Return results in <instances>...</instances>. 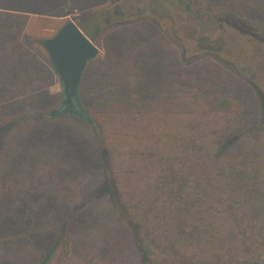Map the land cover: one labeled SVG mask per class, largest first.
Masks as SVG:
<instances>
[{
    "label": "rangeland",
    "instance_id": "rangeland-1",
    "mask_svg": "<svg viewBox=\"0 0 264 264\" xmlns=\"http://www.w3.org/2000/svg\"><path fill=\"white\" fill-rule=\"evenodd\" d=\"M69 20L83 25L80 28L87 36L97 24L102 26L94 42L100 53L84 72L81 98L95 99L126 80H131L133 88L142 72L150 77L157 73L152 65L143 69L130 59L118 62L114 58L112 38L123 31L149 35L159 31V47L169 63L167 74L173 72L175 57L181 58L186 71L204 53L218 58L221 76L229 81L225 94L240 102L243 111L233 117L209 116L201 131L205 148L196 160L206 163V172L217 176L221 186L203 203L209 214L200 222L211 225L214 236L182 238L166 231L159 253L183 264L264 263V0H0V153L5 157L0 166V195L7 193L5 201L14 209L27 203L33 210L39 192L59 196V203L51 204L52 211L43 220L45 232L0 237V264H37L47 235L71 210V252L66 261L55 264H141L104 193L102 162L91 130L77 126L90 142L83 164L48 146L30 145L26 133L3 128V119L59 108L60 77L41 42L56 35ZM47 100L51 103L45 107ZM168 120L186 128L185 118ZM127 130L107 132L110 146L117 149L122 190L134 185L131 175L154 174L160 153L157 147L154 153L142 144L143 152ZM137 186H145L142 178Z\"/></svg>",
    "mask_w": 264,
    "mask_h": 264
},
{
    "label": "trees",
    "instance_id": "trees-1",
    "mask_svg": "<svg viewBox=\"0 0 264 264\" xmlns=\"http://www.w3.org/2000/svg\"><path fill=\"white\" fill-rule=\"evenodd\" d=\"M80 27L83 28V25ZM101 30L102 26L97 24L88 31V37L95 42ZM112 39L114 58L118 62L130 59V63L143 69L152 65L157 73L150 77L142 72L133 82V88H130L131 80H126V84L106 88L95 99L91 100L87 95L80 97L81 107H76L75 111L69 109L66 114L40 110L3 119V128L26 133V142L30 145L48 146L58 155H72L73 159L83 164L88 157L90 142L77 126L91 130L102 162L104 193L129 233L141 264H183L173 256L159 253L164 247L163 232L168 231L182 238L206 236L209 239L214 236L211 225L205 227L200 224L201 220H205V214H209L203 203L209 202V197L221 187L217 176L206 172V163L196 160L205 148L204 135L201 137L205 119L214 115L233 117L243 111V106L231 95L225 94L229 81L221 76L223 66L214 54L204 53L194 67H189V71H186L181 58L175 57L173 72L167 74L168 62L164 61L166 52L159 47V31H151L150 35L143 34V31H123ZM24 42L34 47L27 38ZM143 44V49L150 47L151 53L149 49L139 48ZM143 52L150 54L151 59H146ZM62 100L63 93L59 105ZM50 103L47 100L45 107ZM170 118H185L186 128H181L177 122L171 123ZM126 128L127 134L133 136L143 152L145 145L154 153L157 147L160 153L156 154L158 160L154 162V166L157 165L156 170L153 169L154 174L145 177L140 173L133 174L130 181L134 185L122 190L119 185L121 172L117 170V149L110 146L107 132L125 133ZM4 161L5 157L0 153V166ZM140 178L144 187L137 186ZM38 195V203H33L36 210L27 203H20L14 209L12 203L5 201L7 193L5 197L0 195V237L17 238L45 232L43 220L51 213V204L59 203V196L42 191ZM65 216L61 224L47 235L46 249L37 264H55L68 259L71 252L68 229L73 211ZM233 264L264 263L242 260Z\"/></svg>",
    "mask_w": 264,
    "mask_h": 264
},
{
    "label": "water",
    "instance_id": "water-1",
    "mask_svg": "<svg viewBox=\"0 0 264 264\" xmlns=\"http://www.w3.org/2000/svg\"><path fill=\"white\" fill-rule=\"evenodd\" d=\"M41 43L62 85L63 102L54 113L66 114L72 105L81 107L79 88L82 78L89 62L99 55V48L73 20L67 21L56 35Z\"/></svg>",
    "mask_w": 264,
    "mask_h": 264
},
{
    "label": "flooded vegetation",
    "instance_id": "flooded-vegetation-1",
    "mask_svg": "<svg viewBox=\"0 0 264 264\" xmlns=\"http://www.w3.org/2000/svg\"><path fill=\"white\" fill-rule=\"evenodd\" d=\"M187 4H188V3H187ZM118 13H119V12H117V14H118ZM62 102H63V100H62ZM62 102H61V104H62ZM60 106H61V105H60ZM76 107H77V106H75V105H72V107H71V106H69L68 108H69V109H72V110H74V111H75Z\"/></svg>",
    "mask_w": 264,
    "mask_h": 264
}]
</instances>
